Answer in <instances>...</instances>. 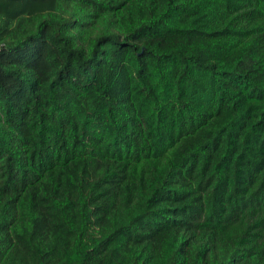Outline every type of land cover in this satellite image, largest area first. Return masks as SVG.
Returning <instances> with one entry per match:
<instances>
[{
    "label": "trees",
    "instance_id": "16d2710c",
    "mask_svg": "<svg viewBox=\"0 0 264 264\" xmlns=\"http://www.w3.org/2000/svg\"><path fill=\"white\" fill-rule=\"evenodd\" d=\"M0 264H264V0H0Z\"/></svg>",
    "mask_w": 264,
    "mask_h": 264
}]
</instances>
